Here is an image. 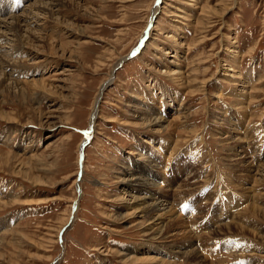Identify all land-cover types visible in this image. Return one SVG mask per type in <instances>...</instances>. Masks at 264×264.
Here are the masks:
<instances>
[{"label":"rangeland","instance_id":"374dc122","mask_svg":"<svg viewBox=\"0 0 264 264\" xmlns=\"http://www.w3.org/2000/svg\"><path fill=\"white\" fill-rule=\"evenodd\" d=\"M48 1L0 0V264H264V0Z\"/></svg>","mask_w":264,"mask_h":264},{"label":"bare ground","instance_id":"6f19581e","mask_svg":"<svg viewBox=\"0 0 264 264\" xmlns=\"http://www.w3.org/2000/svg\"><path fill=\"white\" fill-rule=\"evenodd\" d=\"M56 2H58V0H49L48 1V4H46L45 5V7H47L48 5L49 6H51V7H53V6H56L57 5V3ZM56 4V5H55ZM36 6V9L35 10H37V11H42V10H44V8L45 7H43V6H41V5H35ZM157 6V4H155V6L153 7V9L151 10V15H152V17L153 16H155V14H156V12H157V9H158V7H156ZM52 10V9H51ZM48 11V10H47ZM12 18H11V20H13V22L12 23H10L11 24V27L10 26H8V25H6L5 23V25L4 26H6V27H4V28H8V29H10L11 31H13V34H12V36L15 38L14 40H13V38H12V42H14V43H16L17 45V49L20 47V49H19V51L18 52H20L23 56H25L26 58H30V60L31 59H34V55H37V53H33L34 51H32V50H30V48H27L24 44L25 43H23L24 41L22 40L23 39V36L21 35V31L22 30H20L21 29V24L22 23H25L27 20H28V16L27 15H24V16H17V15H12L11 16ZM37 19V18H36ZM34 23V22H33ZM9 24V25H10ZM149 24V23H148ZM150 24H151V21H150ZM24 27L25 28H27L28 27V25H24ZM40 27H41V25H40ZM23 32V31H22ZM149 31H148V29H147V33H148ZM29 37L27 36V39H28ZM39 40V39H38ZM144 40H145V37L143 38L142 37V39H141V42H144ZM34 41V40H33ZM30 42H32V41H30ZM29 45V44H28ZM19 46V47H18ZM142 46V45H141ZM138 49L139 48H137L136 50L134 49V51H138ZM17 52V53H18ZM20 53H18V54H20ZM136 53V52H135ZM135 53H133V55L135 54ZM129 56H132V55H129ZM125 59H129V58H124V59H121L120 61H119V63L118 64H122L123 62H125L126 60ZM118 66V65H117ZM6 69H8L9 67H10V64L9 63H7V65H5L4 66ZM112 80H113V77H112V73L108 76V79L105 81V83H103L102 85H101V89L99 90L100 91V93L97 95L98 97L95 99V102H94V104H93V109H92V112H91V116H90V128L92 127V129H93V124H94V122H95V119H96V117H97V112H98V103H97V101H98V99H99V97L102 95V91H103V89H104V87L106 86V85H108V84H110L111 82H112ZM44 87V86H43ZM144 122H146V123H151V121H144ZM10 124V123H9ZM7 134H8V132H6ZM178 133V132H177ZM88 134H91V131L88 133ZM244 143V142H243ZM81 147V150L80 151H82V147H83V145L82 146H80ZM243 150H239L240 152L239 153H241V155H243V157L241 158V159H243L244 160V163H246V162H248V165H247V167H248V171L250 172V167H249V164H251V161L249 160L248 161V158L246 157L247 156V151L245 150V147H243L242 148ZM246 149H248V148H246ZM208 154V153H207ZM251 155V153L249 154V156ZM234 156H236V157H238V155L237 154H235ZM208 158V157H207ZM252 158V157H251ZM258 158V157H257ZM238 162V164H239V161H237ZM252 163H253V161H252ZM212 166V165H211ZM251 166V165H250ZM235 169H234V172H233V170H231V172H233V173H235ZM247 171V168H246V172H248ZM245 172V171H244ZM123 180V179H122ZM134 181V180H133ZM133 181H131V182H133ZM155 182V181H154ZM134 184H137L136 183V181H134L133 182ZM132 184H130V187L132 188ZM138 187V186H137ZM145 188H147V189H149V193L147 192V194H148V198H145L144 200H153V203L154 202H156L157 201V199H155V196L154 195H158V189L156 188V185L155 184H146V186H145ZM192 192V191H191ZM152 193H154V195L152 194ZM173 196H177V195H173ZM172 196V197H173ZM180 196V195H179ZM201 196V195H200ZM176 198H178V197H176ZM180 198V197H179ZM134 201L135 200H138V199H136V198H132ZM184 199V198H183ZM200 199V198H199ZM211 199V198H210ZM214 199V198H213ZM235 198H229V197H227L226 198V201L225 202H227V201H229V206H231V204H233V207H237V205H238V203L236 202V200H234ZM173 200V199H172ZM180 200V199H179ZM178 200V201H179ZM193 200V199H192ZM169 201V200H168ZM174 201V200H173ZM172 201V202H173ZM213 201V200H212ZM137 202V201H136ZM165 202H167V201H165ZM175 202V201H174ZM152 202L151 203H148V202H145V203H142V204H140V205H145V206H147V207H152V208H155V205L153 204ZM169 203V202H168ZM171 204V203H170ZM169 204V205H170ZM173 204V203H172ZM171 204V205H172ZM225 204V203H224ZM209 208V207H208ZM215 210V209H214ZM216 211V213H217V210H215ZM215 213V214H216ZM212 214V213H211ZM215 214H213V215H215ZM222 215V212H219V214H217L216 216H221ZM75 216V215H74ZM151 230V228L148 230V231H150ZM178 234V233H177ZM176 234V235H177ZM159 237L160 236H154V237H152L153 238V240L155 239H159ZM170 237H175V235H172V236H167V238H170ZM151 238V239H152ZM175 240H176V237L174 238ZM175 243V242H174ZM117 254V253H116ZM146 255V254H145ZM118 256V255H117ZM196 256V255H195ZM132 257H133V255H132ZM135 258V257H134ZM139 258V257H138ZM148 258V257H147ZM126 259V258H125ZM132 259V258H131ZM141 259V258H140ZM152 259H154V258H152ZM152 259H150L151 260V262L153 261ZM158 259V258H157ZM137 260H139V259H137ZM155 260V259H154ZM128 261V260H127ZM141 261V260H140ZM156 261V260H155ZM154 261V262H155ZM147 262H149V260H147ZM146 262V263H147ZM150 262V263H151ZM155 264V263H154ZM157 264H161V263H159V261H158V263Z\"/></svg>","mask_w":264,"mask_h":264},{"label":"water","instance_id":"95a60500","mask_svg":"<svg viewBox=\"0 0 264 264\" xmlns=\"http://www.w3.org/2000/svg\"><path fill=\"white\" fill-rule=\"evenodd\" d=\"M152 19H153V18H152ZM89 140H90V137H88V138L85 140V142L83 143L82 151H83L84 147L86 146V144L89 142ZM82 151H81V152H82ZM81 157H82V155H81Z\"/></svg>","mask_w":264,"mask_h":264}]
</instances>
